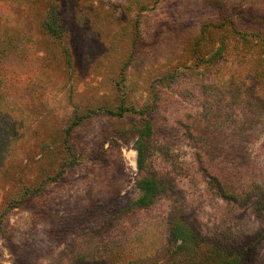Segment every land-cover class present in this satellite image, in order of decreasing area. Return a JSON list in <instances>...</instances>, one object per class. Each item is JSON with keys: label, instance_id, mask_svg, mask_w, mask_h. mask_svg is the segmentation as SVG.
<instances>
[{"label": "rangeland", "instance_id": "374dc122", "mask_svg": "<svg viewBox=\"0 0 264 264\" xmlns=\"http://www.w3.org/2000/svg\"><path fill=\"white\" fill-rule=\"evenodd\" d=\"M55 1L0 0V264H264V0Z\"/></svg>", "mask_w": 264, "mask_h": 264}, {"label": "trees", "instance_id": "16d2710c", "mask_svg": "<svg viewBox=\"0 0 264 264\" xmlns=\"http://www.w3.org/2000/svg\"><path fill=\"white\" fill-rule=\"evenodd\" d=\"M56 8H58V4L54 0V2L50 6L48 16L44 20L43 25L51 36L59 39L62 35V29H61L58 11ZM261 39L263 40L262 45L264 47V36H262ZM127 110L128 109L124 107H118L115 109L112 108L104 109L105 113L111 115H118V116L124 115L125 111ZM140 113L144 115L143 112ZM88 116L89 114L88 115L75 114V119L72 122L70 129H72L75 125L81 123ZM148 122L149 120H146L145 123H142L140 125L136 140L137 165L140 170L144 169V165H145L146 153H145L144 139L148 137L151 129ZM163 187L164 184L158 177L154 175L141 174L140 179L136 183L138 194L135 200L133 201L132 206L141 208L149 205L154 200V198L162 191ZM218 187L220 191L224 190L222 186L219 185ZM222 196L231 200L237 199L235 196L229 193L227 194V192H222ZM171 230L173 237L178 242V246L180 247V249H184V251H188V252H194L196 250L198 242L196 239V235L190 226L180 221H174L171 226ZM217 255L218 257L216 258V261L213 264L243 263V258L239 253H226L224 251H218Z\"/></svg>", "mask_w": 264, "mask_h": 264}]
</instances>
